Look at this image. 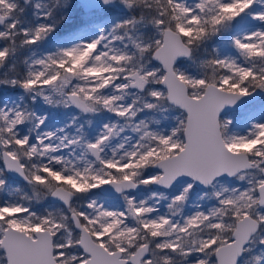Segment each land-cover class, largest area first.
<instances>
[{"label":"snow or ice","instance_id":"6c2138e0","mask_svg":"<svg viewBox=\"0 0 264 264\" xmlns=\"http://www.w3.org/2000/svg\"><path fill=\"white\" fill-rule=\"evenodd\" d=\"M257 97L264 0H0V264H264Z\"/></svg>","mask_w":264,"mask_h":264},{"label":"rangeland","instance_id":"374dc122","mask_svg":"<svg viewBox=\"0 0 264 264\" xmlns=\"http://www.w3.org/2000/svg\"><path fill=\"white\" fill-rule=\"evenodd\" d=\"M76 23H78V21H74L72 24V27H75ZM262 103H264V97L262 99H260L258 102H256V106L259 107Z\"/></svg>","mask_w":264,"mask_h":264},{"label":"water","instance_id":"95a60500","mask_svg":"<svg viewBox=\"0 0 264 264\" xmlns=\"http://www.w3.org/2000/svg\"><path fill=\"white\" fill-rule=\"evenodd\" d=\"M263 97H257V100H256V102H258L260 99H262Z\"/></svg>","mask_w":264,"mask_h":264}]
</instances>
